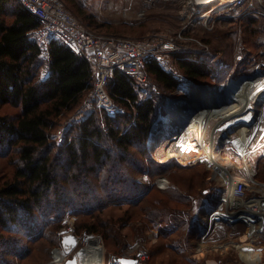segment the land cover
Here are the masks:
<instances>
[{
    "label": "trees",
    "instance_id": "16d2710c",
    "mask_svg": "<svg viewBox=\"0 0 264 264\" xmlns=\"http://www.w3.org/2000/svg\"><path fill=\"white\" fill-rule=\"evenodd\" d=\"M254 16L258 17H245ZM81 21L87 22L84 18ZM38 25L36 17L18 0H0V241L9 244L2 249L0 264H43L44 259H25L30 257L32 245L42 240L49 243L42 244L45 249L58 244L57 231L67 202H74L72 213L89 215L109 204L126 203L145 214L147 224H167L171 216L167 208L159 207L163 200H151L152 188L139 184L136 175L153 178L163 174L173 180L172 170L193 168L171 161L158 164L149 158L147 141L160 105L156 96L140 99L138 92L144 88L137 89L132 78L119 71L106 84L115 113L108 114L90 104L84 117L71 120L62 129L59 142L57 128L82 106L92 88V70L82 55L59 39L50 40L45 60L41 47L29 34ZM86 25L95 29L94 24ZM99 27L113 30L111 26ZM206 54L169 53L175 58L176 68L192 81H199L208 73L205 60L201 61ZM158 62L151 59L146 63V76L164 91L172 92L178 84L176 77ZM5 106L13 109L11 114L1 113ZM134 151L141 155L143 164L134 162ZM124 165L132 172L115 182L128 190L107 189L105 184L111 183L118 168ZM91 177V186H96L102 197L88 207L82 199L87 196V179ZM168 190L163 192L168 200H183L182 195ZM74 198L79 202L75 204ZM171 228L169 225L160 230L169 235ZM76 229L100 233L104 238L105 232L110 231L106 222L95 216L82 219ZM19 234L21 239L15 238Z\"/></svg>",
    "mask_w": 264,
    "mask_h": 264
},
{
    "label": "rangeland",
    "instance_id": "374dc122",
    "mask_svg": "<svg viewBox=\"0 0 264 264\" xmlns=\"http://www.w3.org/2000/svg\"><path fill=\"white\" fill-rule=\"evenodd\" d=\"M62 1L74 17L79 18L78 16H80L88 23L94 24L95 29L89 28L96 35L142 39L161 34L166 38L171 37L174 39L176 50L167 51L165 55L163 54V58L158 60V64L176 77L178 84L175 90L172 92L164 91L148 77L146 85L143 86L144 91L138 92L140 99L156 96L160 110L155 121L159 117H163V119L167 117L166 105L172 99L175 101L179 99L185 101L202 99L209 104L211 97L202 96L193 88L208 86L218 88V98H220V109L218 110L222 111L223 109V113H227L236 106L239 112H243L244 115L242 116H245V118L238 116L240 120L237 126H240L241 129L245 128L250 132L254 126L264 123V121H257L256 118H253L257 116L258 112L253 108V101L259 93H264V75L255 72L256 69L264 70V18L262 16L234 19L230 18L227 13L211 14L208 23L203 25L202 23L193 24L189 21L192 7H195L200 0ZM69 2L72 4H69ZM81 18L79 19L81 20ZM82 23L86 25L84 21ZM95 24H97V28ZM102 25L111 26L113 30L108 31L104 27H99ZM200 46H207L208 54L203 55L201 61L205 60L204 62H206L209 70L199 81H192L183 76L181 71L176 68L175 58L169 53H185L182 47L193 50ZM232 82H236L237 90L233 94H226V90ZM145 92L149 93L145 94ZM236 94L237 97L235 98ZM196 103V101H191L189 106H186L193 111L197 108ZM169 109V113L175 115V119L170 118V120L166 119L165 122H161L154 130L152 137L148 138L147 141L148 156L158 164L162 163L158 162L159 158L155 155V152L158 151L160 143L165 141L167 134H173L180 129V121H175L176 118H179L180 113H176L171 107ZM12 111L13 109L9 106L1 109L2 114H11ZM209 114H203V117L200 116V120L197 118L200 129L202 127L204 131L214 129L217 124L216 119L218 117L214 113ZM72 115L64 119L61 126H58L56 136L57 132L64 129L65 126L67 127L71 120L74 121L75 117H72ZM235 133V129H232L220 133L219 136L217 135V162L224 166L223 169L229 176L244 178L248 174L247 168L249 167L251 173L253 172L252 178L264 182L263 138H260V142L257 143L253 142V138L251 142L241 144L240 139L236 140L238 135ZM228 139L231 141H228ZM258 143L262 145L259 146ZM139 158H141V155L134 151V162L139 160L143 164V161ZM169 161L193 168L191 170H172L170 174L173 180L163 174L153 178H149L147 174L136 175V181L139 184L152 188L149 195L151 200L154 198L163 200L159 207L167 208V212L169 211L168 214L170 213L171 216L167 224L158 223L155 226H151V223L150 225L147 224L145 214L139 213L136 207L131 209L126 203L117 206L109 204L89 215L87 212L85 214L72 213L71 206L74 207V202H67L63 207L66 213L62 218L61 228L57 231L58 244L49 246V249L48 247L45 249L42 245L44 243L48 245L47 240L32 245L33 249L28 253L30 257L28 256L29 258H26L25 262L37 258L44 259L43 264H54L53 252L62 246L63 235L70 233L76 238L77 243L71 252L66 254L62 261L58 262L60 264H66L81 247L85 246L83 242H85L87 236L97 238L104 248L103 264L117 257L128 256L134 258L139 250L146 255L144 264H245V261H242V256H240L241 251L239 252L237 248L230 247L231 244L228 242L231 237L242 246L249 244L253 247H263L264 242L260 235L257 239H254L253 235L245 236L247 231L254 225V222L244 220V222L233 224L209 218L211 212L218 208L219 202H217L216 196L223 187L225 173L216 172L203 157L196 161H186L185 165L179 163L176 159H170L166 162ZM2 164L4 165V161ZM126 164L130 165L127 162ZM127 165L118 168L114 180L105 184L106 188L120 190V192L128 190L127 187L122 188L121 184L120 186L115 182L117 179L127 178L131 171ZM185 179L189 182L184 181ZM193 179L195 180L193 181ZM158 180L166 181L169 193H174L176 196L182 195L183 200H168V197L163 194L168 188H159ZM93 182L92 177L87 179V186L90 187L87 189V196L82 199L83 204L88 207H93L95 199L102 197L101 191L96 186H91ZM253 194L255 193L252 192ZM74 199L75 204L79 202L77 198ZM185 199L186 205L183 204ZM93 216L106 222L110 231H104L105 238L100 233L76 229L77 223L81 222L82 219L91 220ZM169 225L172 226L169 235L166 234V231L163 233L160 230L164 226L168 228ZM18 237H20V234L15 238ZM8 245L7 241H0V254L2 249ZM197 249L204 251V256L200 257V260L199 258L196 259L197 252L200 251ZM262 259L264 260V256Z\"/></svg>",
    "mask_w": 264,
    "mask_h": 264
},
{
    "label": "built area",
    "instance_id": "2783aa9c",
    "mask_svg": "<svg viewBox=\"0 0 264 264\" xmlns=\"http://www.w3.org/2000/svg\"><path fill=\"white\" fill-rule=\"evenodd\" d=\"M19 3L39 22L38 27L29 32L31 38L41 47L42 57L48 59L49 42L59 39L82 55L90 64L92 70V88L86 95L82 106L75 112V119L85 115L90 104L114 114L115 108L107 92L106 84L115 71L122 72L132 78L135 87L146 85V63L151 59H160L167 51L176 50L174 39L161 34L142 39L126 38L122 36H101L94 34L82 21L74 17L62 0H18ZM200 1L192 7L189 14L190 23L206 24L211 14H229L237 19L250 14H257L264 18V0H233L231 3L217 7L210 3L200 5ZM184 52L205 53L207 46H200L190 50L182 47ZM63 132L58 131L57 140L60 142ZM159 162V161H158ZM160 163V162H159ZM253 172L246 177L223 178L222 189L216 196L218 208L211 212L209 218L227 223L244 222L250 220L254 225L247 231V236L254 239L260 235L264 242V182L254 180ZM158 187L168 188V183L158 180ZM251 188H254L253 190ZM252 192L255 194L252 195ZM249 194H251L249 196ZM258 194V195H257ZM230 247L237 248L245 264H264V246H242L229 238ZM264 244V243H263ZM262 244V245H263ZM263 248V249H262ZM197 252L204 256L202 249ZM128 257V256H127ZM125 257V258H127ZM146 255L142 251L134 256L135 264H144ZM109 264H119L116 258Z\"/></svg>",
    "mask_w": 264,
    "mask_h": 264
},
{
    "label": "bare ground",
    "instance_id": "6f19581e",
    "mask_svg": "<svg viewBox=\"0 0 264 264\" xmlns=\"http://www.w3.org/2000/svg\"><path fill=\"white\" fill-rule=\"evenodd\" d=\"M232 1L233 0H200L199 4L205 5L210 3L213 6L216 5L217 7H221L231 3ZM255 72L259 75H264V70L256 69ZM236 86V82H232L230 84V87L226 90V94H233L234 91L237 90ZM193 88H195L200 95H206L207 97H211L210 103L208 104L206 102V106L204 108L201 107V110H198V112H196L191 117H186L183 112L174 109V105L169 106V108L171 107L172 109H174L176 113H180L179 118H176L175 121H180V127L181 124L183 125V123L185 122V126H182L178 131L173 134H167L165 141L160 143L158 151L155 152V155L158 156V161L162 164L170 159H176L179 163H184V165L186 161H196L197 159L203 157V159L206 160L207 163L211 165V167L216 172H219L221 174L225 173L226 178H231L232 176L227 175V173L224 171V166L217 162V135L219 136L220 133L235 129V134L238 135V139L236 138V140L240 139L241 144L251 142L253 138V142L256 143L260 142V138H263L262 144H264V123L259 124L258 126H254V128L250 132H248L245 128L241 129L240 126H237L240 120L238 119V116L242 118H245V116H242L244 115L243 112H239V109L236 106L232 110L227 111V113H223V109L222 111L218 110L220 109V98H218V88L208 86H199ZM237 94L235 98L237 97ZM201 100L202 99H196L197 102ZM253 108L258 111L257 116L253 118H256L257 121H264V93H259L258 96L255 98V100L253 101ZM209 113H214L215 116L218 117L216 119L217 124L214 126V129L212 128L211 130L208 129L204 131L202 127L200 129V125H198L199 123L197 122V118L198 120H200V116H202L203 114L210 115ZM196 115L198 116L196 117ZM174 117L175 115L171 114L170 112L169 118L175 119ZM161 122H163V117H160L158 123ZM228 141L231 140L228 139ZM262 144L258 143L259 146ZM247 172L251 174V170L249 167L247 168ZM84 241L85 242L83 243L85 244V246L81 247L77 251V253H75L73 258L68 260L66 264H103L104 248L100 245L98 239L93 236H87ZM76 243L77 240L74 236H72L70 233H65L62 238V246L57 248L53 252V262L58 263L62 261L63 257L69 252H71V250L75 247ZM112 261L113 258L111 261L109 260L108 263L105 264H109V262Z\"/></svg>",
    "mask_w": 264,
    "mask_h": 264
},
{
    "label": "water",
    "instance_id": "95a60500",
    "mask_svg": "<svg viewBox=\"0 0 264 264\" xmlns=\"http://www.w3.org/2000/svg\"><path fill=\"white\" fill-rule=\"evenodd\" d=\"M191 101H196V99L195 100H186V101L185 100H181V99L175 101V100L172 99V100L168 101L167 102V105H166L167 117H165L163 119V121H165L166 119L170 120V118H169V115H170V113H169V110H170L169 109V106H173L174 105V109H176L177 111L183 112V114L186 117L193 116V114H195L196 112H198V110H201L200 109L201 107L204 108L206 106V102L204 100H201L199 102L196 101L197 102L196 103L197 104V108L193 109V111H194L193 112V111H191L190 109L187 108V106H189V104L191 103ZM159 120H160V117L158 119H156V121L153 123V125L151 127V130H150L149 139L152 137V134H153L154 130L157 129L158 125L160 124V123H158ZM182 126H185V124L184 123H183V125L181 124V127ZM116 259L119 262V264H135V259L134 258H130V257H127V258H125V257H117Z\"/></svg>",
    "mask_w": 264,
    "mask_h": 264
},
{
    "label": "crops",
    "instance_id": "0c3cea01",
    "mask_svg": "<svg viewBox=\"0 0 264 264\" xmlns=\"http://www.w3.org/2000/svg\"><path fill=\"white\" fill-rule=\"evenodd\" d=\"M200 257H203V256H200L199 254H197L196 259L199 258V260H200ZM201 262H202V258H201ZM199 263H200V262H199ZM196 264H197V263H196Z\"/></svg>",
    "mask_w": 264,
    "mask_h": 264
}]
</instances>
